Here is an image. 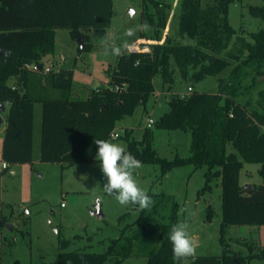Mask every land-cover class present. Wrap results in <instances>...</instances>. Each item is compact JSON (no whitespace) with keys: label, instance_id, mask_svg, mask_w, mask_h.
Here are the masks:
<instances>
[{"label":"trees","instance_id":"obj_1","mask_svg":"<svg viewBox=\"0 0 264 264\" xmlns=\"http://www.w3.org/2000/svg\"><path fill=\"white\" fill-rule=\"evenodd\" d=\"M235 1L242 0H211L204 7L201 0H181L178 35L196 40L195 46L166 38L152 44L149 52H124L108 71V86L79 99L72 97L74 69L43 74L29 66L40 65L44 56L54 54L57 30H68L76 40L84 32H105L111 24L112 0H0V104L8 105L3 163L31 162L36 103L42 105L40 161L66 168L95 161L94 141H110L116 123L149 102L156 90V75H161L168 90L175 71L193 83L214 77L216 93L173 95L169 111L155 124L158 130L188 133V157L159 158L149 144L152 132L148 128L142 141L132 139L131 129L125 130L127 150L141 164L158 165L162 175L187 165L195 170L206 167L200 194L211 189L214 178H220L224 245L230 226H264V25L249 35V41L243 36L233 40L236 32L229 23V9ZM167 10L166 3L143 0L142 23L149 26L154 41L160 42L166 29ZM248 12L264 23V4L249 5ZM141 38L146 36L141 33ZM90 50L91 45L83 42L78 54ZM12 79L16 82L10 86ZM229 145L235 152L227 151ZM244 164L260 165L262 184H240ZM169 204L167 223L147 227L137 222L136 229L134 223L128 224L104 253L70 251V242L62 241L56 264H121L136 246L151 242L158 246L148 248L146 264H180L169 239L172 226L178 223L177 204ZM128 215L120 216L119 222ZM253 259L264 261V251H251L249 256L226 251L221 256L196 257L191 264H246Z\"/></svg>","mask_w":264,"mask_h":264},{"label":"rangeland","instance_id":"obj_2","mask_svg":"<svg viewBox=\"0 0 264 264\" xmlns=\"http://www.w3.org/2000/svg\"><path fill=\"white\" fill-rule=\"evenodd\" d=\"M151 0H146L150 4ZM166 3L168 17L166 29L161 33L160 42L151 39L152 32L142 23L143 0H112V18L109 28L99 33H83L84 43L91 45L89 52L78 54V43L68 30L55 33L54 54L42 58V63L54 71L74 69L72 97L83 99L93 90L106 88L109 83L108 71L115 66L118 56L104 55L105 43L120 45L124 40L134 42L143 49L150 50L152 44L163 43L169 38L172 43L195 46L196 40L178 35L181 0H155ZM211 0H201L202 6ZM264 0H242L233 2L229 9V23L236 32L235 37L243 36L248 41L251 33L260 30L264 23L253 18L248 12L249 5H263ZM135 28L134 37H126L125 30ZM141 33L146 36L139 42ZM127 51H122V53ZM121 53V54H122ZM175 70V69H174ZM174 83H162L161 75L154 78L157 96H152L145 106H138L133 115L117 122L114 133L120 137L113 143L126 145L125 130H132V139L142 141L147 129V119L155 124L169 111V101L173 95L189 94L193 91L216 93L217 79L208 77L202 82L182 80L175 71ZM16 81L10 80L12 86ZM261 88V87H260ZM256 97L253 96V102ZM6 111H0L3 123L0 125V264H56V257L62 241H69L68 250H81L90 253H104L111 240L120 237L121 230L128 224L136 229L139 224L153 226L168 222L170 204H177L178 222L187 221L189 231L197 242L196 254L187 257L182 264H191L200 256H221L229 251L241 256H249L251 251H264V226H230L221 242L222 222L221 180L214 178L211 189L200 194L205 185L206 167L195 170L191 166L176 168L165 175L158 165L142 164L135 170V176L154 204L148 209L131 210L132 205L122 206L113 196L103 192L106 182L100 162L62 167L56 163L40 161L42 105L34 104V146L32 160L26 164H8L2 169V142L6 128ZM148 128L152 135L149 144L159 158L173 160L176 156L186 158L190 154V135L180 130L165 131ZM264 130V129H263ZM228 152H235L227 146ZM260 165L244 164L239 174L240 184L260 185ZM158 209L154 206L159 205ZM172 199V200H170ZM168 200H170L168 202ZM99 204L103 217L93 215ZM63 205V206H61ZM187 211H183V210ZM129 213L119 222V217ZM150 217V218H149ZM140 246V245H139ZM136 246L132 256L121 264H146L148 248H156L157 242ZM149 246V247H148ZM255 246V247H254ZM254 247V249H253ZM106 264H109L107 262ZM181 264V262H180ZM246 264H264L263 260L253 259Z\"/></svg>","mask_w":264,"mask_h":264},{"label":"clouds","instance_id":"obj_3","mask_svg":"<svg viewBox=\"0 0 264 264\" xmlns=\"http://www.w3.org/2000/svg\"><path fill=\"white\" fill-rule=\"evenodd\" d=\"M145 29L148 25H144ZM135 28L125 30L126 37L135 36ZM134 47V42L124 40L120 45H104V55L119 56L122 51H129ZM96 158L100 162V168L106 182L103 184V192L114 199L122 206H139L140 209H148L155 202L147 191L140 186L135 176V170L142 167L141 162L127 150L126 145L113 143L109 140L98 139ZM183 211H187L186 209ZM190 225L185 221L174 224L171 228L170 241L174 258L182 262L196 254L197 242L189 231Z\"/></svg>","mask_w":264,"mask_h":264},{"label":"built area","instance_id":"obj_4","mask_svg":"<svg viewBox=\"0 0 264 264\" xmlns=\"http://www.w3.org/2000/svg\"><path fill=\"white\" fill-rule=\"evenodd\" d=\"M142 44L140 45H134V47H132L131 50H129L130 52H149L150 50L147 48V47H144L143 49L140 48ZM29 69L32 71V72H35V73H43V74H48L52 71V69L48 66H45L43 63H41L40 65H37V64H33V65H30L29 66ZM12 89L14 90L15 87L13 86ZM118 90V88H117ZM187 91L189 93H191L193 91V89L191 87H188ZM187 95V94H186ZM185 95H181L180 97H184ZM146 127L147 128H152V126L155 124V122L152 120V119H147L146 121ZM264 129V128H263ZM119 137V135L117 133H112L111 135V138L112 139H117ZM2 168L3 169H6L7 168V165L5 163L2 164ZM63 206V205H61Z\"/></svg>","mask_w":264,"mask_h":264},{"label":"water","instance_id":"obj_5","mask_svg":"<svg viewBox=\"0 0 264 264\" xmlns=\"http://www.w3.org/2000/svg\"><path fill=\"white\" fill-rule=\"evenodd\" d=\"M83 42H84V37L82 35L78 36L77 37V43H78V52H81L82 51V47H83ZM3 53L1 52L0 55H2ZM0 111L1 112H5L6 109H5V106L3 104H0ZM3 123V120L2 118L0 117V125ZM249 185L246 184L244 187H248ZM93 215H96L98 216L99 218L103 217V214L101 213L100 211V208H99V204H97L95 207H94V210L92 212Z\"/></svg>","mask_w":264,"mask_h":264},{"label":"crops","instance_id":"obj_6","mask_svg":"<svg viewBox=\"0 0 264 264\" xmlns=\"http://www.w3.org/2000/svg\"><path fill=\"white\" fill-rule=\"evenodd\" d=\"M145 39H139V42H142L144 41ZM188 89V88H187ZM153 96H157L158 97V94L157 92L155 91L154 95ZM117 124V123H116ZM120 137V136H119ZM118 137V138H119ZM117 138V139H118ZM40 144H41V141H40ZM33 146H34V106H33V135H32V153H33ZM96 159V158H95ZM3 164V163H2ZM3 169V168H2Z\"/></svg>","mask_w":264,"mask_h":264}]
</instances>
